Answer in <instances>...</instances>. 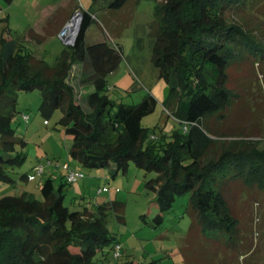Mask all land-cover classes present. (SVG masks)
<instances>
[{"label":"trees","instance_id":"1","mask_svg":"<svg viewBox=\"0 0 264 264\" xmlns=\"http://www.w3.org/2000/svg\"><path fill=\"white\" fill-rule=\"evenodd\" d=\"M130 1L138 0H91L87 10L76 6L82 16L74 42L60 51L53 64L18 38L0 35V180L13 182L7 169L26 157V140L12 125L17 94L37 88L41 115L48 118L60 109L57 122L71 136L68 155L80 166L96 168L113 162L116 171L125 172L132 162L156 173L145 181L155 193L152 224L162 222L176 196L189 192L186 210L197 227L226 231L231 238L239 226L226 192L234 183L246 190L242 193L255 188L264 192V148L258 146V139L231 137L218 130L211 119L221 122L232 98L238 97L227 87L231 67L242 62L264 65V0L154 4L151 62L157 77L168 85L166 101L173 103L171 114L177 121L160 134L141 124L155 107L153 95L147 93L135 103L109 95L107 75L122 59L119 45L105 39L85 40L93 5L118 9ZM240 13L258 21L240 20ZM29 36L37 34L31 30ZM73 62L80 63L79 85L91 87L84 103L80 89L67 79ZM29 175L23 172L19 178L28 180ZM60 178L55 184L47 176L39 186V199L27 192L0 195V264H156L155 260H112L121 256V244L109 233L105 219L110 212H119L123 203L112 199L71 209L64 198L65 184L72 181L63 174ZM240 246L244 251V242Z\"/></svg>","mask_w":264,"mask_h":264},{"label":"rangeland","instance_id":"2","mask_svg":"<svg viewBox=\"0 0 264 264\" xmlns=\"http://www.w3.org/2000/svg\"><path fill=\"white\" fill-rule=\"evenodd\" d=\"M157 1L162 0L130 1L118 9L101 8L98 3L93 5V20L86 29L85 40L105 39L119 45L122 59L107 75L109 95L125 103L138 102L147 93L153 95L155 107L141 118V124L160 134L177 121L171 114L173 103L170 99L166 101L168 85L157 77L151 62L153 36L150 31ZM76 6L87 10L91 0H11L9 3L0 0V35L18 38L47 63L53 64L60 51L68 46L58 36L55 24L67 12L73 10L75 14ZM237 16L240 20L252 21L251 24L258 21L256 16L246 13ZM31 30L44 38L31 36V45L24 39ZM79 74V64L73 65L67 79L78 91L80 89V102L84 103L91 87L79 85ZM227 87L238 97L232 98L221 122L211 119L214 127L233 135L231 137L258 139V146L264 148V65L257 66L254 62L233 65ZM39 103L37 88L17 94V112L12 125L16 134L26 140L23 148L26 157L20 165L7 169L14 181L0 180V195L27 192L39 199L41 182L51 176L57 184L60 175L67 171L64 167L67 164L69 169L82 172L80 177L65 184L64 203L71 209L91 207L112 199L123 203L119 212L112 211L105 219L109 233L121 244V256L112 260L134 259L140 263L155 260L156 264H264V192L260 189L242 193L246 190L237 188L234 183L227 190L239 226V232L231 238L226 231H202L197 227L196 220L186 210L189 192L176 196L162 222L154 225L151 222L157 211L155 193L145 181L155 177L156 173L146 172L132 162L125 172L116 171L113 162L96 168L80 166L68 155L71 136L57 122L60 109L45 118L38 110ZM36 165H42L43 171L35 172ZM23 172L33 173L34 177L28 180L19 178ZM102 186L106 189L98 192ZM231 239L233 246L229 248L227 245ZM241 241L245 245L244 251L238 249ZM108 248L109 245L104 247Z\"/></svg>","mask_w":264,"mask_h":264},{"label":"built area","instance_id":"3","mask_svg":"<svg viewBox=\"0 0 264 264\" xmlns=\"http://www.w3.org/2000/svg\"><path fill=\"white\" fill-rule=\"evenodd\" d=\"M80 21V20H79ZM79 23V22H78ZM77 23L75 24L74 16H72L68 21H66L61 28L58 30V36L63 40V42L66 45H72L76 36V28ZM25 118H27V115H24ZM64 167L67 168V171L65 172L64 176L65 179L72 181L76 177H80L82 173L76 169H69L67 164H64ZM35 172H42L43 166L42 165H36L34 166ZM33 173H30L28 176L29 179L33 178ZM106 189L105 186H102L98 189V192L104 191ZM116 253L119 249V244L115 245Z\"/></svg>","mask_w":264,"mask_h":264},{"label":"crops","instance_id":"4","mask_svg":"<svg viewBox=\"0 0 264 264\" xmlns=\"http://www.w3.org/2000/svg\"><path fill=\"white\" fill-rule=\"evenodd\" d=\"M74 12H73V10L71 11V12H67L66 14H64L61 18H59V20L56 22V24H55V26H57V28H58V30L61 28V26L66 22V21H68L74 14H73ZM92 17H93V14H92ZM33 32H35V31H33ZM29 34V33H28ZM37 37H41V38H44V35H42V34H40V33H37ZM85 35H86V32H85ZM24 39H26V41L27 42H29V43H31V45H32V43H33V41L30 39V36L28 35V37H25ZM36 53V52H35ZM37 54V53H36ZM38 55V54H37ZM38 56H40V55H38ZM41 57V56H40ZM79 64V66H80V63H78V62H76V63H74L73 65H78ZM72 65V66H73ZM71 66V67H72ZM71 70V69H70ZM87 86V85H86ZM86 86H83V88L84 87H86Z\"/></svg>","mask_w":264,"mask_h":264},{"label":"water","instance_id":"5","mask_svg":"<svg viewBox=\"0 0 264 264\" xmlns=\"http://www.w3.org/2000/svg\"><path fill=\"white\" fill-rule=\"evenodd\" d=\"M81 16H82V13H81V11L80 10H76V12H75V14H74V17H77L78 19H76V21H77V28H76V33H77V31H78V28H79V24H80V19H81ZM79 22V23H78Z\"/></svg>","mask_w":264,"mask_h":264},{"label":"bare ground","instance_id":"6","mask_svg":"<svg viewBox=\"0 0 264 264\" xmlns=\"http://www.w3.org/2000/svg\"><path fill=\"white\" fill-rule=\"evenodd\" d=\"M76 19H78L77 17H74V20H75V24L77 23Z\"/></svg>","mask_w":264,"mask_h":264}]
</instances>
